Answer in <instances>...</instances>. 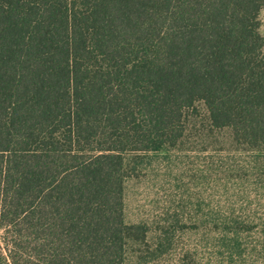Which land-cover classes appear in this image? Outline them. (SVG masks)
Returning a JSON list of instances; mask_svg holds the SVG:
<instances>
[{"label": "trees", "instance_id": "1", "mask_svg": "<svg viewBox=\"0 0 264 264\" xmlns=\"http://www.w3.org/2000/svg\"><path fill=\"white\" fill-rule=\"evenodd\" d=\"M264 0H0V264H126L125 154L198 100L264 148Z\"/></svg>", "mask_w": 264, "mask_h": 264}, {"label": "rangeland", "instance_id": "2", "mask_svg": "<svg viewBox=\"0 0 264 264\" xmlns=\"http://www.w3.org/2000/svg\"><path fill=\"white\" fill-rule=\"evenodd\" d=\"M260 20L264 35V7ZM125 159L126 264H264V148L213 124L203 100L175 146Z\"/></svg>", "mask_w": 264, "mask_h": 264}]
</instances>
